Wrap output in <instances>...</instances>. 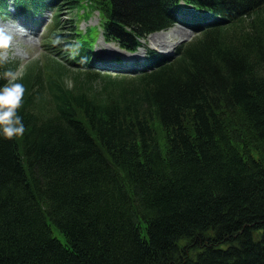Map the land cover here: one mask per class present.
Returning <instances> with one entry per match:
<instances>
[{
  "label": "trees",
  "instance_id": "1",
  "mask_svg": "<svg viewBox=\"0 0 264 264\" xmlns=\"http://www.w3.org/2000/svg\"><path fill=\"white\" fill-rule=\"evenodd\" d=\"M95 1L133 43L126 29L164 28L172 0ZM187 1L238 19L151 73L21 78L0 264H264V0Z\"/></svg>",
  "mask_w": 264,
  "mask_h": 264
},
{
  "label": "rangeland",
  "instance_id": "2",
  "mask_svg": "<svg viewBox=\"0 0 264 264\" xmlns=\"http://www.w3.org/2000/svg\"><path fill=\"white\" fill-rule=\"evenodd\" d=\"M61 20L63 21V27L61 31L63 32V39H66L64 43H74V38L71 36L73 34L75 29V22L76 17L75 14L70 13L69 10H65V12H62L61 14ZM98 20V18H95L94 14L91 17V19L81 20L78 22V27L82 31H84L89 25L95 23ZM48 34V30H47ZM96 34V31L94 29H91L89 35L83 36L82 39H85L89 42H93V39ZM182 33L179 30L173 29L168 34L163 35H153L151 39L148 42L149 46L161 48L166 47L168 38L176 40L180 37ZM190 36V33L188 34ZM13 41L11 42V46L8 49H2L0 52V55H3L5 58L8 56L9 59L19 61L23 66L35 63V60L44 59V50H43V43L42 39H35V40H18L15 36H13ZM78 39H81L80 37ZM65 46V45H64ZM95 50L98 51V53L104 52L109 54H121V51L119 48L114 44L106 45L104 43L98 42L95 45ZM8 52V55L6 54ZM74 56V54H73ZM72 56V57H73ZM22 68V67H21ZM23 72H21L20 76ZM69 83H71L70 78L68 79ZM61 237V236H60Z\"/></svg>",
  "mask_w": 264,
  "mask_h": 264
},
{
  "label": "clouds",
  "instance_id": "3",
  "mask_svg": "<svg viewBox=\"0 0 264 264\" xmlns=\"http://www.w3.org/2000/svg\"><path fill=\"white\" fill-rule=\"evenodd\" d=\"M13 35L0 28V49H7ZM5 83L0 84V137L14 138L23 135L25 124L18 109L23 103L25 85L18 70L7 69L3 73Z\"/></svg>",
  "mask_w": 264,
  "mask_h": 264
},
{
  "label": "bare ground",
  "instance_id": "4",
  "mask_svg": "<svg viewBox=\"0 0 264 264\" xmlns=\"http://www.w3.org/2000/svg\"><path fill=\"white\" fill-rule=\"evenodd\" d=\"M33 41V40H32ZM30 42H31V40H30Z\"/></svg>",
  "mask_w": 264,
  "mask_h": 264
}]
</instances>
